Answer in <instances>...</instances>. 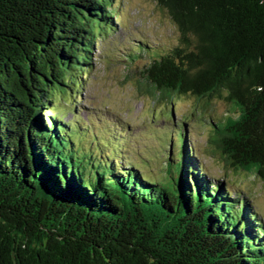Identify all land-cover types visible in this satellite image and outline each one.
I'll return each instance as SVG.
<instances>
[{"label": "trees", "instance_id": "trees-1", "mask_svg": "<svg viewBox=\"0 0 264 264\" xmlns=\"http://www.w3.org/2000/svg\"><path fill=\"white\" fill-rule=\"evenodd\" d=\"M116 1L0 0V264H264L262 220L202 170L183 135L171 188L75 146L77 120L57 107L93 70ZM152 1L178 44L137 43L126 57L150 59L142 77L157 98L230 103L238 117L214 125L213 142L264 181V1Z\"/></svg>", "mask_w": 264, "mask_h": 264}, {"label": "rangeland", "instance_id": "rangeland-1", "mask_svg": "<svg viewBox=\"0 0 264 264\" xmlns=\"http://www.w3.org/2000/svg\"><path fill=\"white\" fill-rule=\"evenodd\" d=\"M114 4L117 21L95 47L93 70L76 92L77 98L57 107L63 122L77 120L75 146L84 145L98 156L100 150L106 151L145 180L171 188L169 154L176 156L183 135L202 170L211 179L224 181L232 197L239 193L247 198L264 224V181L254 172L227 165L213 142L218 135L214 125L223 124L225 118L236 119L238 112L223 99L206 103L192 96L161 99L153 95L142 77L150 59L140 55L129 61L134 57L126 55H138V45L144 42L150 51H167L178 44V31L152 0ZM134 44L137 47L132 49ZM123 56L124 61L119 59Z\"/></svg>", "mask_w": 264, "mask_h": 264}, {"label": "water", "instance_id": "water-1", "mask_svg": "<svg viewBox=\"0 0 264 264\" xmlns=\"http://www.w3.org/2000/svg\"><path fill=\"white\" fill-rule=\"evenodd\" d=\"M264 1V0H263Z\"/></svg>", "mask_w": 264, "mask_h": 264}]
</instances>
